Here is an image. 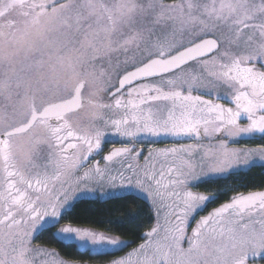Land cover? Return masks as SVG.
<instances>
[{"label": "snow or ice", "instance_id": "1", "mask_svg": "<svg viewBox=\"0 0 264 264\" xmlns=\"http://www.w3.org/2000/svg\"><path fill=\"white\" fill-rule=\"evenodd\" d=\"M256 167L264 0H0V264H264V188L223 186Z\"/></svg>", "mask_w": 264, "mask_h": 264}, {"label": "trees", "instance_id": "2", "mask_svg": "<svg viewBox=\"0 0 264 264\" xmlns=\"http://www.w3.org/2000/svg\"><path fill=\"white\" fill-rule=\"evenodd\" d=\"M255 144L257 141H253ZM224 187H241L242 190L262 189L264 188V169L260 167L253 168L250 172L239 177H233L227 181ZM205 187H209L206 185ZM204 190V188H201ZM145 206L142 203L137 204V207H129L124 209V202L118 199L112 200H86L81 199L77 206L72 210V216L69 217L74 223L83 227H94L98 231L108 230H124L128 227V221L125 211L137 212L138 209H143ZM148 218L147 212L141 214V219L138 223H143ZM48 241V237L44 238ZM48 246L56 248L63 256H76L77 252L74 248H64L56 242H48ZM83 253L82 259L89 262L106 261L103 256L92 255L90 253Z\"/></svg>", "mask_w": 264, "mask_h": 264}, {"label": "rangeland", "instance_id": "3", "mask_svg": "<svg viewBox=\"0 0 264 264\" xmlns=\"http://www.w3.org/2000/svg\"><path fill=\"white\" fill-rule=\"evenodd\" d=\"M109 140H115V138H113V137H109L108 138ZM255 145V143L253 142V141H248L247 142V146H254ZM113 146H119V143H116L115 145H113V144H109L108 145V147L109 148H111V147H113ZM161 146H163V145H161ZM228 187H230V186H228ZM199 190H201V189H199ZM201 191H203V190H201ZM82 199H86V200H93V199H96L95 197H92V196H87V197H84V198H82ZM215 206H217V205H210L209 206V211L211 210V208L212 207H215ZM49 247V246H48ZM51 248V247H50ZM80 251H84L83 249H81ZM90 254H92V255H97L96 253H90ZM123 253H121V255H122ZM103 261V260H102ZM102 261H96V262H89V261H87L88 262V264H106V261H104V262H102Z\"/></svg>", "mask_w": 264, "mask_h": 264}, {"label": "flooded vegetation", "instance_id": "4", "mask_svg": "<svg viewBox=\"0 0 264 264\" xmlns=\"http://www.w3.org/2000/svg\"><path fill=\"white\" fill-rule=\"evenodd\" d=\"M113 138H115V137H113ZM116 139V138H115Z\"/></svg>", "mask_w": 264, "mask_h": 264}]
</instances>
